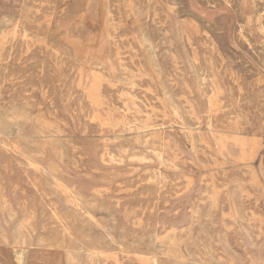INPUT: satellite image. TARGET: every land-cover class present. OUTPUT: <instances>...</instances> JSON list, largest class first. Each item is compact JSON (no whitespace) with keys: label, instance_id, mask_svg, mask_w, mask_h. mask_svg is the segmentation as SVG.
<instances>
[{"label":"rangeland","instance_id":"rangeland-1","mask_svg":"<svg viewBox=\"0 0 264 264\" xmlns=\"http://www.w3.org/2000/svg\"><path fill=\"white\" fill-rule=\"evenodd\" d=\"M0 33V264H264V0H0Z\"/></svg>","mask_w":264,"mask_h":264},{"label":"bare ground","instance_id":"bare-ground-1","mask_svg":"<svg viewBox=\"0 0 264 264\" xmlns=\"http://www.w3.org/2000/svg\"><path fill=\"white\" fill-rule=\"evenodd\" d=\"M2 2V1H1ZM237 2V1H236ZM224 13V12H223ZM194 14V13H193ZM239 16V15H238ZM9 22V21H8ZM217 29H219V28H217ZM6 39H7V37H5L4 36V34L3 33H0V45H2L5 41H6ZM22 41V40H21ZM162 42H164V41H162ZM242 44V43H241ZM221 46V45H220ZM10 47V46H9ZM11 48V47H10ZM9 48V49H10ZM185 48V47H184ZM8 51V50H7ZM256 52H257V50H256ZM7 53V52H6ZM9 53V52H8ZM186 53H187V51H186ZM4 55V54H3ZM230 55V54H229ZM6 57V56H5ZM8 57V56H7ZM263 57V56H262ZM2 58V57H1ZM259 67V66H258ZM260 68V67H259ZM80 70V69H79ZM85 70V69H84ZM82 70H80V72H81ZM77 73V72H76ZM84 73V72H83ZM78 75V74H77ZM76 75V76H77ZM84 75V74H83ZM80 76V75H79ZM81 77H83V76H81ZM1 79V78H0ZM81 79V78H80ZM87 79V78H86ZM79 80V79H78ZM71 83V82H70ZM81 84H82V81L80 82ZM77 84V83H76ZM91 86H92V88H94V86H95V83L94 82H92L91 84H90ZM75 86H77V85H75ZM5 88V87H4ZM70 88V87H69ZM11 89V88H10ZM75 89V88H74ZM95 90V89H94ZM97 91H98V89H97ZM95 93V92H94ZM96 94V93H95ZM17 95V94H16ZM86 96V95H85ZM90 96V95H89ZM92 97V96H91ZM94 97V96H93ZM250 97V96H249ZM20 98V97H19ZM18 98V99H19ZM72 98V97H71ZM96 98H98V97H96ZM94 99H95V97H94ZM250 99V98H249ZM89 101H91V100H89ZM97 101H99V100H97ZM96 101V102H97ZM94 103H95V101H93ZM77 103V102H76ZM100 103H101V101H100ZM98 104H99V102H98ZM49 105V104H48ZM94 106V105H93ZM96 106V105H95ZM100 106V105H99ZM102 106V105H101ZM92 109V108H91ZM93 110V109H92ZM73 113V112H72ZM77 115V114H76ZM42 116V115H41ZM85 117V116H84ZM39 119V118H38ZM77 119H78V117H77ZM204 120V119H203ZM51 122V121H50ZM53 122V121H52ZM86 122V121H85ZM46 124H47V122H45ZM84 123V122H83ZM38 124V123H37ZM203 124V123H202ZM39 125V124H38ZM40 126V125H39ZM42 126V125H41ZM78 126V125H77ZM156 126V125H155ZM56 127V126H55ZM154 127V126H153ZM149 128V127H148ZM138 129V128H137ZM144 129V128H143ZM261 129V128H260ZM58 130V129H57ZM83 130H85L84 128H83ZM132 130V129H131ZM108 131V130H107ZM127 131V130H126ZM21 132V131H20ZM131 132V131H130ZM117 133H119V132H117ZM122 133V132H121ZM2 135H3V132H2V130H1V128H0V139H1V137H2ZM12 137V136H11ZM29 138V137H28ZM233 144V143H232ZM7 148H8V150L9 151H11L16 157H20V151H21V147L18 145V144H15V143H13L12 141H10L9 142V144H8V146H7ZM229 148V147H228ZM238 149V148H237ZM224 154H226V153H224ZM27 160L29 161V163L28 164H30V165H33V166H35V167H41V168H43L44 166L41 164V162H37L36 160L34 161V160H30V158H27ZM230 160V159H229ZM254 175H255V178L256 179H258V181H260L261 182V174H260V172H259V170H254ZM0 178H1V172H0ZM2 184H1V180H0V195H2ZM261 187H262V199H264V183H261ZM233 191V190H232ZM72 194V193H71ZM233 194V193H232ZM72 196H73V198L75 199V200H77L78 198H79V195L78 194H75V193H73L72 194ZM49 210H50V208H49ZM207 218V217H206ZM24 219V218H23ZM181 221L182 220H180V221H178L179 223H181ZM242 226V225H241ZM244 227V226H243ZM246 230V229H245ZM3 231V230H2ZM246 232V231H245ZM201 236V235H200ZM40 237H42L41 235H40ZM196 237H197V235H196ZM42 239V238H41ZM74 239V238H73ZM201 240V239H200ZM202 242V241H201ZM195 244V243H194ZM231 250V249H230ZM62 251V250H61ZM238 253V252H237Z\"/></svg>","mask_w":264,"mask_h":264}]
</instances>
